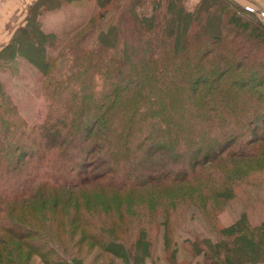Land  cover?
Returning a JSON list of instances; mask_svg holds the SVG:
<instances>
[{
	"label": "trees",
	"instance_id": "16d2710c",
	"mask_svg": "<svg viewBox=\"0 0 264 264\" xmlns=\"http://www.w3.org/2000/svg\"><path fill=\"white\" fill-rule=\"evenodd\" d=\"M86 1H33L0 49V71L22 57L42 73L46 101L31 122L0 79V264H84L96 249L193 264L172 237L192 207L217 237L188 241L194 264H264V220L216 225L264 171V23L233 0H94L64 38L43 29L45 12Z\"/></svg>",
	"mask_w": 264,
	"mask_h": 264
},
{
	"label": "rangeland",
	"instance_id": "374dc122",
	"mask_svg": "<svg viewBox=\"0 0 264 264\" xmlns=\"http://www.w3.org/2000/svg\"><path fill=\"white\" fill-rule=\"evenodd\" d=\"M35 1V0H33ZM31 1V3L33 2ZM162 12L166 9V0H162ZM187 9H193L200 0H182ZM242 6H252V12L264 23V0H233ZM11 0H0V49L8 42L13 31L23 23L26 11L29 6L24 4L8 13H3L8 9ZM151 3L144 8H136L137 12H151ZM128 7V6H127ZM119 9L114 13H132V8ZM134 8V7H133ZM239 9V7H237ZM234 9V8H232ZM96 10L94 0H88L85 4L77 2L68 4L57 10L47 11L40 17L41 25L45 31H55L61 38L65 37L67 31L77 28ZM124 10V11H123ZM131 10V11H130ZM135 10V9H134ZM237 13H245L243 10H237ZM113 12V11H112ZM111 12V13H112ZM252 47V46H251ZM253 57L259 59L258 63L264 65V50L253 46ZM13 67L0 71V79L6 84L11 96L17 102L20 111L31 122L41 121L46 112V101L44 99L41 87L42 73L33 67L27 60L17 57L13 63ZM263 73H259L261 77ZM258 175V174H257ZM255 182L242 186L235 193L227 204L219 211L216 219V225L219 227H227L238 221L243 215L247 221L253 226L261 224L264 220V171L260 173ZM215 226L203 216L198 208H189L186 210L184 219L174 228L172 233L173 245L178 249L179 258H186L190 262L197 263L203 260V255L191 258L189 250L190 240L199 237H206L216 240L214 233ZM186 242L187 247L183 244ZM155 255L162 253V238H156ZM99 251L98 249L94 250ZM94 253H88L84 257V264H111L107 256H94ZM67 258H70L66 255ZM105 257V258H104ZM110 260V259H109ZM28 264H44L39 256H34ZM112 264H128L125 260L114 258ZM144 264H152V261L146 260Z\"/></svg>",
	"mask_w": 264,
	"mask_h": 264
},
{
	"label": "crops",
	"instance_id": "0c3cea01",
	"mask_svg": "<svg viewBox=\"0 0 264 264\" xmlns=\"http://www.w3.org/2000/svg\"><path fill=\"white\" fill-rule=\"evenodd\" d=\"M33 0H11V2L8 4V9L4 10L3 13H8L10 10H15L19 4L22 6L24 4L25 7H27V4L31 3Z\"/></svg>",
	"mask_w": 264,
	"mask_h": 264
},
{
	"label": "built area",
	"instance_id": "2783aa9c",
	"mask_svg": "<svg viewBox=\"0 0 264 264\" xmlns=\"http://www.w3.org/2000/svg\"><path fill=\"white\" fill-rule=\"evenodd\" d=\"M245 8L247 9V10H249V11H253L254 9L252 8V6H245ZM263 15H264V12H263Z\"/></svg>",
	"mask_w": 264,
	"mask_h": 264
}]
</instances>
